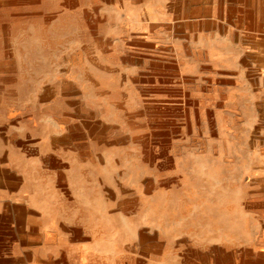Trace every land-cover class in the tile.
I'll return each instance as SVG.
<instances>
[{
  "label": "rangeland",
  "instance_id": "1",
  "mask_svg": "<svg viewBox=\"0 0 264 264\" xmlns=\"http://www.w3.org/2000/svg\"><path fill=\"white\" fill-rule=\"evenodd\" d=\"M0 207V264H264V0H0Z\"/></svg>",
  "mask_w": 264,
  "mask_h": 264
},
{
  "label": "crops",
  "instance_id": "2",
  "mask_svg": "<svg viewBox=\"0 0 264 264\" xmlns=\"http://www.w3.org/2000/svg\"><path fill=\"white\" fill-rule=\"evenodd\" d=\"M48 156H50L57 163L61 162V163L58 164L59 165L58 172H59V174H62L63 171H61V170H63V165H64L62 162H65V160H67V159L65 158L64 155H62L59 152L46 151V152H42L40 155L39 154L38 155L37 154L33 155V154H30V153L28 154V153L25 152V153H21L20 154V159L23 160V161H29V160L30 161L31 160L36 161L37 159H39V160H43L44 159L45 160V159L48 158ZM56 172H57V170H56ZM0 210H1V207H0ZM2 224H3V221H2V218H0V227H1ZM2 234H3V231L0 230V248H1Z\"/></svg>",
  "mask_w": 264,
  "mask_h": 264
}]
</instances>
